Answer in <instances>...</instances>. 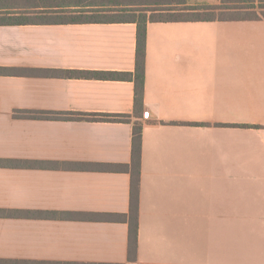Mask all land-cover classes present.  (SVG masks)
<instances>
[{"label":"crops","instance_id":"obj_1","mask_svg":"<svg viewBox=\"0 0 264 264\" xmlns=\"http://www.w3.org/2000/svg\"><path fill=\"white\" fill-rule=\"evenodd\" d=\"M222 0H186L216 6ZM130 23L0 26V260L128 264V165L142 125L137 264H264V20L146 28L143 110ZM126 115L129 123L14 113ZM146 113V117H142Z\"/></svg>","mask_w":264,"mask_h":264},{"label":"trees","instance_id":"obj_2","mask_svg":"<svg viewBox=\"0 0 264 264\" xmlns=\"http://www.w3.org/2000/svg\"><path fill=\"white\" fill-rule=\"evenodd\" d=\"M226 3H245L244 7L233 6L225 8ZM161 7H173L183 9H168L169 18H154V15H162L163 10H150V16L144 11L129 10L121 3L105 5H66L59 3L56 6L34 5L32 7L18 11L9 9L6 6L1 7L0 26H21L32 24H81V23H130L136 25V58L135 70L133 74L129 73H89L63 71L58 75L64 78H93L102 80H119L131 81L134 84V104L135 114L143 110L144 97V59H145V42L146 28L150 23L161 22H213V21H258L264 20V0H222L219 5L193 7L187 6L186 0H172L170 3H154ZM112 6V7H109ZM130 6V5H129ZM144 6V5H143ZM123 7L116 10V8ZM232 10L235 12L243 11L247 13L245 17L237 18H215L210 15L209 18L202 14L212 13L215 11ZM125 16L122 19H107L110 17L103 16ZM105 18V19H102ZM18 71L0 68V75L9 76L16 74ZM25 118H44L67 121H87V122H105V123H129L130 117L126 115L110 114H81V113H37L30 111H17L14 113ZM142 113V117L144 118ZM141 134L142 125L140 122L133 123L131 138V161L128 165H80L75 164L76 169H96L111 172L128 173L130 176V194H129V211L127 214H106L101 215L100 219L114 222H123L128 225V264H137V232H138V207H139V182H140V162H141ZM0 164L8 165L10 162L2 161ZM0 264H19L14 261L0 260Z\"/></svg>","mask_w":264,"mask_h":264},{"label":"rangeland","instance_id":"obj_3","mask_svg":"<svg viewBox=\"0 0 264 264\" xmlns=\"http://www.w3.org/2000/svg\"><path fill=\"white\" fill-rule=\"evenodd\" d=\"M172 0H0V9L3 6L8 7L9 9H17L18 11H24L23 9L32 7L34 5H48V6H56L59 3L66 4V5H81V3L85 5H111L116 3H121L124 6H127L125 8H131L129 10H135V11H144L147 13L148 16H150L151 12L150 10H163L162 15H154V18H169L168 12L166 10L168 9H183L182 7L179 8H173V7H164V6H157L154 3H170ZM130 5V6H129ZM144 5V6H143ZM245 3H226L225 8L230 9L233 6H239L244 7ZM112 7V6H109ZM123 7L116 8V10L122 9ZM3 11H0L2 13ZM215 17V18H237V17H245L247 16L246 12L243 11H232V10H222V11H215L212 13L202 14V16L209 18V16ZM103 17H110L107 19L115 18V19H122L125 16L122 15H115V16H103ZM105 19V18H102Z\"/></svg>","mask_w":264,"mask_h":264},{"label":"built area","instance_id":"obj_4","mask_svg":"<svg viewBox=\"0 0 264 264\" xmlns=\"http://www.w3.org/2000/svg\"><path fill=\"white\" fill-rule=\"evenodd\" d=\"M146 117V113L144 114V118Z\"/></svg>","mask_w":264,"mask_h":264}]
</instances>
